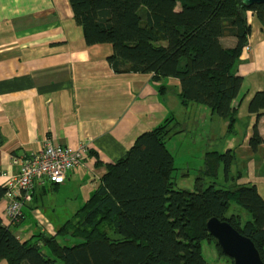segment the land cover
Wrapping results in <instances>:
<instances>
[{
  "label": "trees",
  "instance_id": "1",
  "mask_svg": "<svg viewBox=\"0 0 264 264\" xmlns=\"http://www.w3.org/2000/svg\"><path fill=\"white\" fill-rule=\"evenodd\" d=\"M86 43H108V62L115 73H148L161 82L180 81L181 105L204 104L228 121L236 122L243 76L238 61L249 45L251 27L246 12H256L263 25L264 3L245 6L241 0H69ZM217 18L221 30L205 29ZM233 38V45L225 44ZM249 112L264 116V90L253 94ZM257 118V120H258ZM169 113L163 122L143 132L126 154L114 163L82 211L74 236L79 242L63 244L57 235L36 233L21 242L12 223L0 216V261L7 264H218L203 254L205 240L213 241L207 220L218 217L250 237L264 261V196L258 186L232 174L235 153L208 155L212 174L193 190L180 188L174 154L167 141L179 131ZM254 153L264 136L253 126ZM214 157V158H213ZM264 158V153H263ZM223 162L225 183L219 184L214 164ZM214 163V164H213ZM187 175V174H183ZM210 179V180H209ZM7 188L0 185V199ZM185 199L182 206L178 199ZM237 209V210H236ZM78 215V214H76ZM16 225V224H15Z\"/></svg>",
  "mask_w": 264,
  "mask_h": 264
},
{
  "label": "crops",
  "instance_id": "2",
  "mask_svg": "<svg viewBox=\"0 0 264 264\" xmlns=\"http://www.w3.org/2000/svg\"><path fill=\"white\" fill-rule=\"evenodd\" d=\"M246 17L252 26L250 51H243L238 65L244 80L230 131L228 121L210 107L199 103L183 107L178 79H165L167 88L160 94L162 84L152 74L115 73L108 62L112 45L86 43L69 0H0V185L6 187L7 177L17 174L47 139L73 148L85 146L89 152L65 181H35L32 199L22 205V221L12 220L7 213L11 202L25 200L19 190L0 199V216L12 223L22 240L39 230L51 234L54 230L38 215L54 224L61 217H72L100 184L107 164L123 157L139 135L159 125L169 113L175 115L179 131L167 141L171 151L185 137L197 144L199 128L209 121L197 153L205 150L208 157L231 149L236 155L232 170L237 168L257 186L264 184V145L254 153L249 143L257 121L264 136V116L258 118L248 107L253 94L264 90V32L256 12L248 10ZM221 24L217 18L205 34H217ZM224 41L234 44L233 38ZM174 159L178 168L191 166L187 160L177 164ZM202 164L200 172L212 174L208 163L203 160ZM214 168L221 174L223 162ZM184 171L180 170L178 187L192 188L182 184L191 178L190 171ZM201 178L191 179L193 187L208 181ZM31 220L34 224L27 225Z\"/></svg>",
  "mask_w": 264,
  "mask_h": 264
},
{
  "label": "rangeland",
  "instance_id": "3",
  "mask_svg": "<svg viewBox=\"0 0 264 264\" xmlns=\"http://www.w3.org/2000/svg\"><path fill=\"white\" fill-rule=\"evenodd\" d=\"M260 23H261V21H260ZM261 25H262V23H261ZM250 27H251V33H250V37H249V44H250V38L252 36V26L250 25ZM262 27H263V25H262ZM255 41H256V39H255ZM244 50H245V52L250 51V46L247 45L244 48ZM241 57H242V55H241ZM241 57H240V59L238 61V65H240V63H241ZM207 124H210V122L207 121V123H205L204 125L202 124V126L199 128L198 135H197L199 140L197 141L198 142L197 144H194L193 141H190L189 137H185V138H183L182 141L176 142V145L174 147H172V152H173V154H174V156L176 158L177 164L180 163V159H183V160H187L188 163L191 165L188 168H182V169L179 168L181 170V173L182 172H185L184 169H188L190 171V174H191L190 180L189 181L182 182V184H183L184 187H188V186L189 187H192V188H186V189H189V190H193L194 187H195V186L193 187L194 181L193 182H190V181H192L191 179L193 177L194 178L195 177H199V175L201 177H203V175H204L203 172H205L204 170H201V172H200V168H201L202 161L204 160L205 162H207L208 161V158L205 156V154H206L205 153V150H203L201 152V155H199V153H197L198 152L197 150H199L198 148L200 146H202L201 135L204 134V129L206 128L205 126ZM198 144H199V146L197 147ZM190 150H192V151H190ZM88 156H89V152H88ZM114 162H111V163H114ZM241 166H247V165L246 164H242ZM249 166H250L251 169L253 168V166H251L250 164H249ZM180 170H178L179 176H180ZM107 171H108V168H107ZM236 171H237V168H234V170H232V174L236 173ZM220 172H221V174H218V181L220 182L219 184H224L225 183L224 165H223V169H221ZM255 181L256 182H259V179H255ZM252 182H254V181H252ZM177 185H178V182H177ZM179 187H180V184H179ZM258 188H259L260 192L264 196V184L260 183L258 185ZM94 191L95 190L92 191V193H91L90 197L87 199V201L81 207H79L77 209V212L72 217H70V218H68V217L67 218L61 217V218L58 219L59 220V223H57V224L52 223L51 222L52 220L46 218L42 213H40V215H38V216L43 220V223L46 226H48V227H50V228H52L54 230L51 234H48V235H57L58 232H62V234L58 236L59 241L61 243H63V244H73L74 242H79L80 237L79 236H74L73 233H76L77 227L80 225L79 222H81V220H80L81 218L79 219V217H82V211L85 208L87 202L91 198V196H92V194H93ZM26 201H30V200L19 201V204H18L17 201H16V203L15 202H11L8 205L7 213H8V215H10L9 214L11 212L10 208H12V211H13V209H14L13 206L15 204H18V206L15 208V211H16L15 213L16 214L9 216V217L12 218V220H16V221L20 222V221H22L24 219V212H23V209H22L23 208L22 205L25 204ZM178 202L182 206L183 202H185V199H183L182 197H180L178 199ZM76 214H78V215H76ZM26 224L27 225H32V224H34V222L31 220V222L29 221ZM36 233L39 234V233H45V232H42L41 230H39ZM17 236H18V238L20 239L21 242L32 241V238H29L27 240H22V238H20L21 235H19L18 233H17ZM203 254L208 259V261H210V262H213L215 260H218V264H228L229 263L226 260L225 257L221 256L218 253L217 249L215 248L214 242L211 241V240H209V241L205 240L204 241V243H203ZM55 264H64V263L62 261H59L58 260Z\"/></svg>",
  "mask_w": 264,
  "mask_h": 264
},
{
  "label": "built area",
  "instance_id": "4",
  "mask_svg": "<svg viewBox=\"0 0 264 264\" xmlns=\"http://www.w3.org/2000/svg\"><path fill=\"white\" fill-rule=\"evenodd\" d=\"M87 155L88 149L85 146L73 148L47 139L40 150L22 163L17 174L7 177L6 194L13 196L14 191L19 190L25 200H31L35 181L48 178L61 183L68 178L69 171L79 166ZM18 204L13 206V211L10 208V215L16 214Z\"/></svg>",
  "mask_w": 264,
  "mask_h": 264
},
{
  "label": "water",
  "instance_id": "5",
  "mask_svg": "<svg viewBox=\"0 0 264 264\" xmlns=\"http://www.w3.org/2000/svg\"><path fill=\"white\" fill-rule=\"evenodd\" d=\"M245 6L264 3V0H241ZM207 228L222 252L233 259L234 264H264L260 251L252 239L242 234L228 221L218 217L207 220Z\"/></svg>",
  "mask_w": 264,
  "mask_h": 264
}]
</instances>
